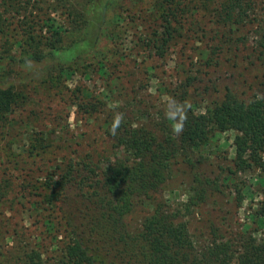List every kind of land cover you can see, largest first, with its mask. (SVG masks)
<instances>
[{"label": "trees", "instance_id": "16d2710c", "mask_svg": "<svg viewBox=\"0 0 264 264\" xmlns=\"http://www.w3.org/2000/svg\"><path fill=\"white\" fill-rule=\"evenodd\" d=\"M113 1L0 0V67L11 65L8 72L0 70L2 124L22 97V102L27 100L22 90H16L20 83L9 80L18 74L12 65H39L51 55L57 74L67 79L74 71L73 60L95 42L89 29L104 22V12ZM153 5L164 29L141 36L145 45L158 54L164 52L177 34L176 26L202 9L220 28V49L259 70L248 84L250 94L227 90L214 98L205 96L212 82L205 76L221 63L211 52L200 65L204 68H196L178 87L164 92L163 108L151 122L135 124L128 118L127 106L108 110L104 134L126 156L105 162L93 150L77 158L61 156L48 172L43 192L28 202L29 210L47 203L63 219L68 241L57 264H264V244L255 241L253 230L225 236L211 226L214 239L206 242L181 216L195 213L216 194L215 180L200 168L208 158L204 151L211 139L222 133L234 132L237 153H248L245 163L261 172L264 187V0H153ZM249 24L255 27L248 44L247 37L235 33ZM75 30L80 34L64 44L63 35ZM170 97L191 104L179 136L171 132L164 116ZM116 112L124 113L125 120L112 136L108 130ZM177 163L190 166L192 178L186 200L174 209L157 193ZM243 164L239 167L245 168ZM2 194L0 186V199ZM143 198L152 200V210L130 227L126 216ZM50 216H42L48 232L54 231ZM253 216L264 228V202Z\"/></svg>", "mask_w": 264, "mask_h": 264}, {"label": "rangeland", "instance_id": "374dc122", "mask_svg": "<svg viewBox=\"0 0 264 264\" xmlns=\"http://www.w3.org/2000/svg\"><path fill=\"white\" fill-rule=\"evenodd\" d=\"M159 15L153 0H114L104 12V22L89 29L95 42L73 60L74 71L67 79L57 74L51 55L39 65H12L18 74L8 76L9 80L20 83L16 90H22L27 100L22 102V97L9 121L0 122V264H57L68 241L64 221L47 203L34 211L28 202L43 192L48 172L61 156L77 158L92 150L104 162L126 156L104 134L111 106H127L128 118L135 124L151 122L163 108L164 92L178 87L186 74L204 68L200 65L211 52L221 63L205 76L212 81L205 96L214 98L227 90L251 92L248 84L259 70L220 49V28L209 14L199 9L186 17L176 26L172 42L158 54L141 36L163 31ZM254 27L249 24L235 35L247 37L249 44ZM78 34L75 30L63 35V43ZM10 67L4 64L0 70L8 72ZM233 135L228 131L214 136L204 151L208 158L200 169L215 180L216 194L195 213L181 216L190 231L206 242L214 239L210 230L216 226L225 236L253 230L255 241L264 244V228L253 218L264 202L263 179L258 169L245 163L248 153H237ZM241 162L245 168L239 167ZM191 178L190 166L177 163L157 193L159 198L178 209L188 196ZM152 204L150 198L140 200L126 216L127 225H139ZM42 216H50L54 231L48 232Z\"/></svg>", "mask_w": 264, "mask_h": 264}, {"label": "clouds", "instance_id": "9594fccd", "mask_svg": "<svg viewBox=\"0 0 264 264\" xmlns=\"http://www.w3.org/2000/svg\"><path fill=\"white\" fill-rule=\"evenodd\" d=\"M117 107L116 105L111 106ZM191 109V104L188 101L179 102L175 98H169L164 111L165 119L170 122L171 132L175 136H179L184 131L185 123L188 119V112ZM125 120V115L122 112H116L113 116L109 132L112 136L117 135L118 129Z\"/></svg>", "mask_w": 264, "mask_h": 264}]
</instances>
